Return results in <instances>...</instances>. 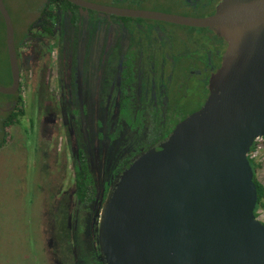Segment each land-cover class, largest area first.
I'll return each mask as SVG.
<instances>
[{
  "label": "flooded vegetation",
  "instance_id": "af4514ba",
  "mask_svg": "<svg viewBox=\"0 0 264 264\" xmlns=\"http://www.w3.org/2000/svg\"><path fill=\"white\" fill-rule=\"evenodd\" d=\"M227 1L27 0L20 28L3 0L15 30L20 88L2 99V113L8 119L22 110L24 117L35 104L46 126L39 142L52 146L61 163L66 186L49 228L57 231L49 246L54 260L61 255L59 264L101 260L99 217L115 183L211 94L229 42L213 27L170 18H212ZM0 56L8 59L11 87L1 11ZM65 250L74 262L62 259Z\"/></svg>",
  "mask_w": 264,
  "mask_h": 264
},
{
  "label": "water",
  "instance_id": "95a60500",
  "mask_svg": "<svg viewBox=\"0 0 264 264\" xmlns=\"http://www.w3.org/2000/svg\"><path fill=\"white\" fill-rule=\"evenodd\" d=\"M7 27L13 85L20 67L12 19ZM210 26L230 47L205 106L167 141L121 175L99 217L105 264H264V223L249 154L264 137V0H228L208 19L170 18Z\"/></svg>",
  "mask_w": 264,
  "mask_h": 264
},
{
  "label": "rangeland",
  "instance_id": "374dc122",
  "mask_svg": "<svg viewBox=\"0 0 264 264\" xmlns=\"http://www.w3.org/2000/svg\"><path fill=\"white\" fill-rule=\"evenodd\" d=\"M8 1L15 24L25 23L27 0ZM9 76L8 59L0 56L1 86H9ZM7 98L0 94V264H59L61 255L54 260V248L49 246L50 234L56 236L57 231L49 232V228L63 184L61 163L52 146L39 142L38 134H44L46 126L36 119L35 104L26 108V115L19 116L17 123L5 128L2 99ZM253 152L260 166L257 178L264 184V143L259 142ZM258 218L264 223V210ZM71 250L60 252L62 259L74 262Z\"/></svg>",
  "mask_w": 264,
  "mask_h": 264
},
{
  "label": "trees",
  "instance_id": "16d2710c",
  "mask_svg": "<svg viewBox=\"0 0 264 264\" xmlns=\"http://www.w3.org/2000/svg\"><path fill=\"white\" fill-rule=\"evenodd\" d=\"M9 85V83H8ZM20 109L21 106L19 107ZM23 115V111L20 110L19 112L17 111L16 113H14L13 115H11L8 119H6L4 122L7 124V127H5L6 129L11 125V123L13 122V118H17L19 116ZM18 120V119H17ZM15 122V120H14ZM18 122V121H17ZM16 122V123H17ZM256 149V146L254 145L251 152H253ZM250 163L254 169L255 172V182L257 185V189H258V204L256 207V216L259 217V211L260 210H264V184L262 182H260L257 178V171L258 168H260L259 164L252 158L249 157ZM99 255H100V250H99ZM87 264H105L102 260L99 259H95V261H89Z\"/></svg>",
  "mask_w": 264,
  "mask_h": 264
},
{
  "label": "built area",
  "instance_id": "2783aa9c",
  "mask_svg": "<svg viewBox=\"0 0 264 264\" xmlns=\"http://www.w3.org/2000/svg\"><path fill=\"white\" fill-rule=\"evenodd\" d=\"M259 142L264 143V137L257 138L255 141V146H257L259 144ZM249 157L255 160L254 152H251L249 154Z\"/></svg>",
  "mask_w": 264,
  "mask_h": 264
}]
</instances>
